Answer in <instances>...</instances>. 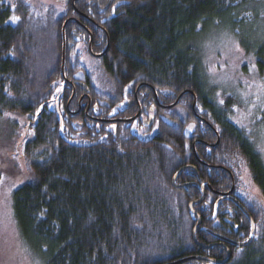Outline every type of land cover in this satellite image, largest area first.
<instances>
[{
	"label": "trees",
	"instance_id": "obj_1",
	"mask_svg": "<svg viewBox=\"0 0 264 264\" xmlns=\"http://www.w3.org/2000/svg\"><path fill=\"white\" fill-rule=\"evenodd\" d=\"M245 1L103 0V13L88 15L102 22L109 40L106 52L95 57L87 48L88 34L75 39L69 4L0 0V121L11 123L8 114H14L27 115L28 122L17 128L10 147L20 134L23 141L16 147L22 148L27 171L17 172L10 162L12 171H1L0 183L18 180L13 217L21 237L44 249L46 264H166L191 256L198 258L179 264H217L209 259H224L227 250L222 264H264V202L242 185L236 165L245 161L249 181L264 199L263 162L247 135L229 121L224 103L211 99L201 61L189 45L198 26ZM67 18L64 37L70 48L62 74L61 28ZM89 32L92 51L101 52L106 34ZM254 48L262 78L264 44ZM140 82L173 93V102L183 90L194 92L195 112L219 135L211 148L195 141V153L203 160L208 149L212 164L230 168L232 194L251 216L253 231L230 198L213 192L230 189L229 174L215 168L200 173L194 139L214 143L216 135L193 114L191 94L181 95L171 109L172 123H158L149 139L133 132L131 124L105 134L106 124L87 120L83 88L106 116L123 106L124 95ZM181 167L175 182L184 185L177 188L171 179ZM214 173L215 181L208 178ZM203 180L208 181L203 199L192 205L200 217L196 244L191 232L197 219L188 204L202 196ZM221 237L249 240L240 246Z\"/></svg>",
	"mask_w": 264,
	"mask_h": 264
},
{
	"label": "rangeland",
	"instance_id": "obj_2",
	"mask_svg": "<svg viewBox=\"0 0 264 264\" xmlns=\"http://www.w3.org/2000/svg\"><path fill=\"white\" fill-rule=\"evenodd\" d=\"M257 42L264 44V0L237 2L228 13L198 26L189 45L201 61L211 99L219 105L224 103L229 121L247 135L264 165V77L261 78L257 67L258 55L254 54ZM8 116L14 121H0V172L12 171L10 162L17 172L27 171L20 155L22 148L16 147L23 141L20 134L17 133L10 148L12 137L27 122V115L21 120L14 114ZM238 174L242 185L263 203L258 188L249 181L245 165ZM18 184L15 179H1L0 183V264H46L44 249L40 252L27 243L14 220L12 189Z\"/></svg>",
	"mask_w": 264,
	"mask_h": 264
},
{
	"label": "flooded vegetation",
	"instance_id": "obj_3",
	"mask_svg": "<svg viewBox=\"0 0 264 264\" xmlns=\"http://www.w3.org/2000/svg\"><path fill=\"white\" fill-rule=\"evenodd\" d=\"M58 1L67 3L65 0H62V1L58 0ZM71 1L72 0H69V2L67 4H69L72 7V13L73 14L71 15V17H73V21H74L73 33L76 36L75 39L77 41H79L80 38L84 39L85 33L88 34L87 48H88V45L90 43L91 44V51H92V45L94 44V38H93L92 34L89 32V29H91L95 33L102 31L104 34H106V39H107L108 35L106 33V30L104 29L105 27L103 26L102 22L94 21L88 15L90 14L92 16H100L103 13V11L105 10L106 6L101 4L103 0H74V6L71 5ZM77 1H80L81 6L75 5V2H77ZM82 2L84 4H81ZM94 9L96 10L95 13H93ZM88 51H89V49H88ZM89 53L92 56H94V54H98L100 52H93V51L90 52L89 51ZM80 87H82V86L80 85ZM143 88H148L151 92L143 90ZM153 89L155 91V94H154ZM87 90H88V88H87ZM87 90H85V88H83V91H82V94H83L82 98L83 99L87 98L86 97V95H88ZM166 92L167 93L164 94V93H162V91H158L153 86L150 87L149 85L142 84V82H140L137 84V86L135 87L134 91L131 94L127 93L124 95L125 102H124L123 106L118 105L114 108V110H112L108 113L106 112V116H102V115H99L102 112H100L98 107H96V104L91 102L89 108L86 109V111H84V115L86 116L87 120L97 122V123L106 124V127L103 128V131H105V134H108L107 131H109L110 128L115 132L117 130V125H123V124H129L130 125L131 124L133 127L132 128L133 132L140 134L144 137H147L149 139V138H152L155 136V134H156L155 130H156V126L158 123L171 124L173 121L172 113H171L172 107H169V105L173 103V101H172L173 93H171L169 91H166ZM168 92H169V94H168ZM159 95L161 96V100L158 99ZM90 109H92L91 113L86 115V113H88ZM77 111H80V106L78 107L76 112ZM131 117H133V120L130 122L120 121L122 119H127V118H131ZM197 117L217 137L218 128L214 127L211 122H209L208 120H205L201 115H200V117L199 116H197ZM98 119L111 120V122H101ZM202 129H204V128H202ZM218 137H219V135H218ZM195 141H197V143L199 141L200 143L205 145L207 148H211V147L215 146V145L209 146V144H213V143L207 142L206 140H203V139L195 138L193 143H195ZM193 145H192V150L194 147ZM193 153H194V158L196 159L197 163L199 164L198 167L200 169L201 174H205L206 171L208 172L212 168L222 169V170L226 171L228 174L230 171V173L233 176V183H234L233 190H234L235 178H234V175H233L232 171L230 170V168L223 166L222 164H212L209 161V159L211 160V157H209V154L211 152H209L208 149H206L203 152V155H202L204 157L203 160L200 159L197 156V154L195 153V147H194ZM244 164H246L245 161L236 162V165L239 167L243 166ZM229 176H230V174H229ZM216 177H217L216 173H214V175H210V174L208 175V178L210 180L215 181L217 179ZM230 181H231V185H232L231 176H230ZM207 182L208 181L203 180L202 184H204V186H205L208 184ZM230 188H231V186H230ZM233 190H232V192H233ZM224 192H227V191H224ZM232 192L229 194V196L222 197L223 195H221V194H219V196H220V198H223V199L226 197L230 198L233 201V203L235 204V206H237L242 213L247 215V218L249 219V221L251 223V231H253V220H252L251 216L248 214L247 210H245L244 207L242 206L243 204L240 201V199L237 198L236 195H233ZM220 193H223V192H220Z\"/></svg>",
	"mask_w": 264,
	"mask_h": 264
},
{
	"label": "water",
	"instance_id": "obj_4",
	"mask_svg": "<svg viewBox=\"0 0 264 264\" xmlns=\"http://www.w3.org/2000/svg\"><path fill=\"white\" fill-rule=\"evenodd\" d=\"M60 1H62V0H60ZM65 1H66L67 3L69 2V0H65ZM71 5L74 6V0L71 1ZM69 19H71V18H67V19L63 22V24H62V28H61V33H62V48H61V66H60V67H61V72H62V74H64V64H65L66 50L70 48V45L66 46L65 37H64L65 27H66V24H67V22H68ZM108 47H109V40H108V37H107V43H106L105 48H104L100 53H98V54H94V56H95V57H99V56H101L102 54H104V53L106 52V50L108 49ZM88 49H89L90 52H92V51H91V44H90V43H89V45H88ZM79 85L83 86V83L79 82ZM147 85H148V84H147ZM149 86L151 87V85H149ZM85 90H87L86 87H85ZM153 91H154V89H153ZM185 92H188L189 94L192 95V97H193V101H192V111H193V113H194L195 116H199V115L196 114V112H195L196 95L194 94V92H193L192 90H189V89L181 91L180 94H179V95L176 97V99L174 100V102H173L172 104L169 105V107H172L173 105H175V104L178 102V100L180 99L181 95L184 94ZM154 94H155V91H154ZM86 97L88 98V104H87V109H88L89 106H90V102H91V100H90V98H89L88 95H86ZM80 100H81V98H80ZM80 100H79V102H80ZM199 117H200V116H199ZM98 120L101 121V122H111V120H106V119H98ZM132 120H133V117H131V118H127V119H122V120H120V121L130 122V121H132ZM206 122H207V121H206ZM218 141H219V137H218V135H217V137H216V142L213 143V144H209V146H214V145H216ZM193 144H194V143H193ZM193 146H194V145H193ZM193 150H194V147H193ZM183 169H185V167H181V168H180V169H179V170L173 175V177H172V179H171V182H172V185H173L174 187L180 188V187H182V186L184 185V184H177V183L175 182L176 176H177V175H178ZM229 174H230V176H231V180H232L231 188H230L227 192L220 193V192H218V191H213L214 193H216V194H221V195H223L222 197H224V196H229V194L232 192L233 187H234L233 176H232V174L230 173V171H229ZM201 191H202V196H201L198 200L191 201V202H189V204H188V208H189V210L191 211L192 214L195 215V217H196V219H197V220H196V223L194 224V226H193V228H192V232H191L192 239L194 240V242H195L196 244H199V243L197 242V240L195 239V232H196V228H197V227L199 226V224H200V217H199L198 213H197L196 211H194L192 205H193L194 203H196V202H200V201L203 199V195H204V191H205V190H204V184L201 185ZM241 208H242V207H241ZM242 210H243V209H242ZM249 218H250V217H249ZM221 238H222V240H223L224 242H227V243L232 244V245H240V246L246 244L247 241L249 240V239H247V240L244 241V242H236V241L230 240V239L225 238V237H221ZM205 247H206V246H205ZM226 250H227V249H226ZM229 255H230V253H229V251L227 250V254H226V257H225L224 259H221V260L209 259V260L212 261V262H214V263H217V264H222V263L227 262V260H228V258H229ZM194 258H198V257H196V256L185 257V258H181V259H179V260H175V261H173V262H169V263H166V264H179V263H182V262H184V261H188V260H191V259H194Z\"/></svg>",
	"mask_w": 264,
	"mask_h": 264
},
{
	"label": "snow or ice",
	"instance_id": "obj_5",
	"mask_svg": "<svg viewBox=\"0 0 264 264\" xmlns=\"http://www.w3.org/2000/svg\"><path fill=\"white\" fill-rule=\"evenodd\" d=\"M18 19L17 17H13V20Z\"/></svg>",
	"mask_w": 264,
	"mask_h": 264
}]
</instances>
